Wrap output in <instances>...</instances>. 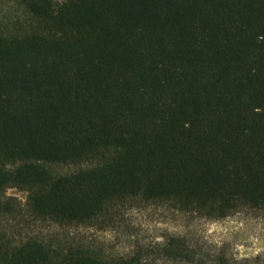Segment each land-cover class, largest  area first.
<instances>
[{
    "label": "trees",
    "instance_id": "trees-1",
    "mask_svg": "<svg viewBox=\"0 0 264 264\" xmlns=\"http://www.w3.org/2000/svg\"><path fill=\"white\" fill-rule=\"evenodd\" d=\"M134 201L264 215V0H0V264H258L70 231Z\"/></svg>",
    "mask_w": 264,
    "mask_h": 264
},
{
    "label": "rangeland",
    "instance_id": "rangeland-1",
    "mask_svg": "<svg viewBox=\"0 0 264 264\" xmlns=\"http://www.w3.org/2000/svg\"><path fill=\"white\" fill-rule=\"evenodd\" d=\"M8 10L3 11L1 19ZM7 194L22 201L27 197V192L17 187L9 188ZM36 228L44 233L61 230L47 223ZM70 231L80 238L94 239L115 254L128 253L143 244L152 245L168 233H187L225 246L239 258L258 256V264H264V215L250 211L210 219L167 205L134 201L118 207L108 225L78 226Z\"/></svg>",
    "mask_w": 264,
    "mask_h": 264
}]
</instances>
